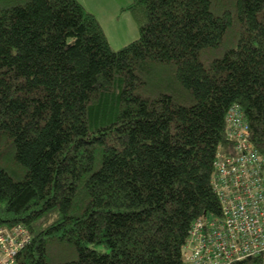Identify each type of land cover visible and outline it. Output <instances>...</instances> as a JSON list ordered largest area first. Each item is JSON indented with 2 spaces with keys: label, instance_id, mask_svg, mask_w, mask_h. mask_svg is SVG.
I'll return each mask as SVG.
<instances>
[{
  "label": "trees",
  "instance_id": "obj_1",
  "mask_svg": "<svg viewBox=\"0 0 264 264\" xmlns=\"http://www.w3.org/2000/svg\"><path fill=\"white\" fill-rule=\"evenodd\" d=\"M124 10L138 35L116 50L79 0H0V227L28 229L20 264H183L192 221L220 213L230 105L264 154V0Z\"/></svg>",
  "mask_w": 264,
  "mask_h": 264
},
{
  "label": "built area",
  "instance_id": "obj_2",
  "mask_svg": "<svg viewBox=\"0 0 264 264\" xmlns=\"http://www.w3.org/2000/svg\"><path fill=\"white\" fill-rule=\"evenodd\" d=\"M225 133L210 181L220 213L192 221L182 259L191 264H232L256 258L264 264V154L251 141L237 104L225 113ZM30 241L22 223L0 227V264H20L17 256Z\"/></svg>",
  "mask_w": 264,
  "mask_h": 264
},
{
  "label": "crops",
  "instance_id": "obj_3",
  "mask_svg": "<svg viewBox=\"0 0 264 264\" xmlns=\"http://www.w3.org/2000/svg\"><path fill=\"white\" fill-rule=\"evenodd\" d=\"M84 7L95 14L97 17L102 29L104 30H113L116 37L120 27L124 29V34L126 37H132L136 35V30L134 27L133 19L126 14L124 11H121L122 7L127 5L130 0H79ZM127 22L128 27H125L123 24ZM107 37V36H106ZM108 38V37H107ZM123 39V38H122ZM117 40H120L117 39ZM109 41V40H108ZM122 41V40H120Z\"/></svg>",
  "mask_w": 264,
  "mask_h": 264
},
{
  "label": "rangeland",
  "instance_id": "obj_4",
  "mask_svg": "<svg viewBox=\"0 0 264 264\" xmlns=\"http://www.w3.org/2000/svg\"><path fill=\"white\" fill-rule=\"evenodd\" d=\"M124 12L126 13V14H129V16L131 17V15H130V13H129V11H127V10H124ZM131 19H132V17H131ZM134 22V21H133ZM134 24V27H135V30H136V35L135 36H132V37H126L127 35L126 34H124V29H122L121 27H120V29H119V32H118V36L116 37V34H114V32H113V30L111 31V30H103L104 31V33H105V35L108 37L107 39L109 40V43H110V45H111V47L113 48V49H119V47H121L122 45H124L125 43H127V42H129V41H131V40H133L134 38H136L137 37V35H138V29H137V26H136V24L135 23H133ZM125 27H128V23L127 22H125L124 24H123ZM116 33V32H115ZM120 38V40H122V41H120V40H117V39H119ZM123 38V39H122ZM97 249H103V247L102 246H100V245H98L97 246ZM183 264H191V263H186V262H184Z\"/></svg>",
  "mask_w": 264,
  "mask_h": 264
}]
</instances>
